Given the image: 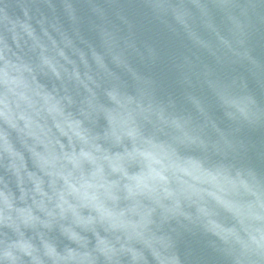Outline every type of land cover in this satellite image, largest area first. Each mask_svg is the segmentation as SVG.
Wrapping results in <instances>:
<instances>
[{"label": "water", "instance_id": "1", "mask_svg": "<svg viewBox=\"0 0 264 264\" xmlns=\"http://www.w3.org/2000/svg\"><path fill=\"white\" fill-rule=\"evenodd\" d=\"M0 264H264V0H0Z\"/></svg>", "mask_w": 264, "mask_h": 264}]
</instances>
